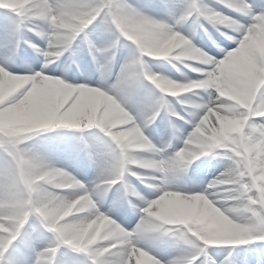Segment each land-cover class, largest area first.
Masks as SVG:
<instances>
[{
    "label": "clouds",
    "instance_id": "clouds-1",
    "mask_svg": "<svg viewBox=\"0 0 264 264\" xmlns=\"http://www.w3.org/2000/svg\"><path fill=\"white\" fill-rule=\"evenodd\" d=\"M199 2V16L178 23L171 15L157 18L131 0H0V9L19 13L17 54L26 43L43 57L39 70L25 64L20 72L13 70L14 60L0 58V233L6 234L0 236V249L33 216L52 234L38 264H55L63 246L86 252L95 258L93 264H171L175 257L162 261L153 253L147 243L153 237L181 238L190 261L199 259L201 246L264 243V19L245 32L242 67L226 70L195 39L202 29L221 51V41H235L245 26L210 0ZM173 3L160 0L164 9ZM190 20L195 27L186 28ZM30 33L46 47L33 43ZM77 41L87 46L100 74L96 85L69 81L76 63L71 57L61 74L47 71L66 54L75 56ZM153 61L166 62L182 78L158 70L162 66ZM120 77L147 87L153 101L149 109L134 114L126 106L124 95L112 87ZM32 88L44 90L49 102L36 108L18 95ZM81 97L91 103L78 105ZM162 113L170 135L157 144L146 130ZM180 121L192 130L185 134ZM55 129L87 131L102 146L91 185L31 143ZM204 160L217 161L222 170L199 190H186L182 184ZM136 181L159 194L148 199ZM117 185L142 197L136 199L140 203L128 201L141 214L131 230L101 210L102 193Z\"/></svg>",
    "mask_w": 264,
    "mask_h": 264
},
{
    "label": "snow or ice",
    "instance_id": "snow-or-ice-1",
    "mask_svg": "<svg viewBox=\"0 0 264 264\" xmlns=\"http://www.w3.org/2000/svg\"><path fill=\"white\" fill-rule=\"evenodd\" d=\"M214 2L215 4L220 5L222 6V8L228 10L227 12L224 11L225 14L231 15L230 13H235V15L232 16H234L236 19H239L241 23L244 24L245 26L244 30L236 34L237 39L231 42V44H234L236 46L234 48L224 47L221 51H219L220 53L224 54L222 58H218V56H216L217 60L222 61L225 65L228 66L226 70L239 69L242 67L241 59L244 56V51H243L244 45L242 43L243 37L246 31L251 30L252 25L257 24L261 19H264V0H239V3L237 5L231 4L230 2H228V0H214ZM215 8L217 11H222L220 8L217 7ZM200 9H201V5L199 0H183V2L180 4L177 3L170 4L165 10L168 12L169 15L175 17L177 22L179 23L181 21H186L189 19L195 20L199 16ZM11 12H13L15 16L19 15L18 12H14V11ZM221 42L224 44L225 42L228 41H221ZM205 46L209 47V51L212 50L210 46L207 45L206 42H205ZM89 47H91V45H89ZM6 58L15 61L17 67L14 68L13 70L16 72L23 71L24 68L20 67V65L28 64L32 60V58L28 55L17 54V46L15 44H12V46L8 49V52L6 53ZM60 68L61 65L58 64L53 66L52 68L47 69V71L49 73H57L60 71ZM112 87L113 89L121 92L124 95L126 99V106L132 103L133 101H136L138 103H145L144 100L139 99L140 86L138 84L132 83L124 79L123 77H120L117 78L116 84L113 85ZM18 95L23 96L27 104L36 108H39L49 102L46 92L39 88H32L30 91L26 93L21 92ZM98 101L99 98H97V102ZM64 103L68 104L71 103V101H68L65 98ZM76 103L78 105L89 104L91 103V101L87 97H81L79 100L76 101ZM152 103L153 101L152 99H150V101L147 102V106L145 107L144 110L149 109ZM111 189L106 188L102 194H106ZM124 193H126V195L129 197L128 199L129 202H132L134 201V199L136 200L137 198L142 199L139 193H133L129 190H124ZM158 194L159 193H157V195ZM150 202L151 200L145 201V206L147 205V203ZM114 208L118 213H121L123 211V209L120 208L118 204L115 205ZM22 230L23 228H20L15 232V239L11 240V242H9L7 239L4 240L2 249H0V264H12V262L9 261L7 256L10 249L16 250L15 264H30L27 249L17 244V241L21 238ZM5 235L6 234L4 233H0V236H5ZM172 238H174L179 245L184 246V250H185L186 244L181 238L178 237H172ZM81 253L87 254L86 252H81ZM44 254H45V248L36 251L34 254V258L31 260V264H38V258L43 257ZM197 255H199V259L190 261L185 258V254L183 252L181 255L176 256L175 259H172L171 264H217V261L209 253L208 249H203V246H201V251L197 253ZM90 258H91V264H93V259L95 258L94 257H90ZM223 264H230V261L226 258Z\"/></svg>",
    "mask_w": 264,
    "mask_h": 264
},
{
    "label": "rangeland",
    "instance_id": "rangeland-1",
    "mask_svg": "<svg viewBox=\"0 0 264 264\" xmlns=\"http://www.w3.org/2000/svg\"><path fill=\"white\" fill-rule=\"evenodd\" d=\"M143 1L144 0H139V3H142ZM145 1L155 2V4L157 5L155 7V12H156V17L157 18H163V19H167L168 18L169 14L163 8V6L160 4V0H145ZM179 1H181V0H179ZM179 1L178 0H174L175 3H179ZM182 2H183V0H182ZM231 15H233V14H231ZM5 21H6V23H5ZM13 25H15V20H14L13 17H11L10 15H7V14H4V16L3 15L0 16V29H2V30H4V31L7 32V31H9V29H13L12 28ZM206 25L211 28L210 25H208V24L205 23V26ZM189 26L195 27L193 25V21L192 20L188 21L187 22V25L185 27L187 28ZM210 28H209V30L210 31H213V34L216 35V36H218V33H215L214 30L212 28L211 29ZM0 32L2 33L1 30H0ZM2 35H3V33H2ZM96 36L97 35H94L93 38H96ZM10 38H12L11 41H14V37H10ZM206 38L207 37L203 34V30L200 29L199 30V35L195 39V43H197L198 46L205 47L206 50L207 49L209 50V47H206L205 46V42H206L207 45L210 46V48L212 49L211 50L212 54L218 56V58H222V56L224 54L223 53H220V52H217L215 54L213 52V49H215V48L211 45V42L208 39H206ZM235 46L236 45L231 44V42H225L224 43V47L234 48ZM80 47L82 49H87V46L86 45H81ZM122 62H123V60L120 61V64ZM153 64H155L157 66H162V68H160L158 70H163V71L166 72V74H170V75H172L176 79H181L182 78V77H180L179 73H176L175 70L172 69L170 65H167L166 64V62H163V61H153ZM119 67H120V65L115 68V71L111 75V78L107 81V84L112 85L115 82V80H116V74L119 72ZM185 71H187V70L185 69ZM189 75L192 78H194V79L195 78H200L195 73H189ZM93 85H96V84H93ZM145 89H146V91L142 90L140 92V96H139V99L144 100L145 103H138V102L134 101L135 102V106H136L137 109H139L141 106L142 107H146L147 106V102L150 101V99H151V97L148 95L147 87ZM179 123L183 127V129L185 131V134L187 132H190L192 130V125L191 124L185 123L183 121H180ZM151 130L154 133L155 137H161V139H155L157 144H161L165 139L168 138V136L170 135V132H169L170 129L168 128V125H167V116H166V114H164V113L161 114V116L157 119L156 123L151 126ZM77 139H78V143H80V145L81 144H84L83 141L81 142V139L82 138L79 135H77ZM86 140H88L89 142L90 141L93 142L90 139V135H89L88 138L86 136ZM53 143H57V144L60 145V147L58 148V150H55V148L52 147L51 144H53ZM80 145H76V143L74 142V140L73 141L71 139L69 140V139H67L64 136L49 137V138L44 137V138H42V142L38 144V146L41 148L42 151L45 150V149H47V148H44V146H49L48 148L51 149V151L55 154V159H56L55 162H58L57 161V156H59V158H60L59 160H62V162L60 164H58V166L65 167L70 172H71V169H72L71 167L72 166H68V164L62 159V155H63V153H66V152H70L71 153L73 151L78 150L79 148H76V147L77 146H80ZM59 150H61L60 153H59ZM97 153H98V162H99V160L101 159L102 153H103V148L102 147H97ZM202 163H203V165H205L206 167L208 166V168L211 169V171L209 172L211 175L206 174V177L205 178L203 177V179H204L203 180V183H202V187H203L207 183V181L210 180L214 175H216L220 170H222V168L221 169H218V170L215 169V165L218 163L215 160H204V162L202 161ZM80 167L82 168V170H81L82 174H84L85 177L87 175V183H89L91 185V183L95 180L94 179V175L92 176V172L89 173L86 170V167L87 166L86 167L80 166ZM96 169H97V171H99V169L97 168V165L92 167L93 174H94V172H96ZM201 170L204 171L203 169H201ZM79 179L82 180L84 178L79 177ZM195 190H199V188L198 189H194V191ZM149 197H150L149 199H154L156 197V195L155 196H150V194H149ZM107 199H106V203H109L110 201H108ZM128 214L129 215H132V212L130 211ZM139 218H140V214L139 215H133V216L127 218V225H128V229L129 230L130 229H133L134 227H136V224L138 223ZM115 219H117L118 221H120L118 217H116ZM123 221H125V220H123ZM27 223H26V225H27ZM40 224H41V221H40ZM26 225L24 226L22 233L27 228H30V229L27 230V232H30V234H28V235H31L32 236L35 233L34 229H31L30 226H27L26 227ZM122 225L124 226V224H122ZM124 227L126 228V226H124ZM44 244H45V242H40V243H38V244H36L34 246V242H32V246H33L34 252H36V251H38L40 249L45 248V245ZM62 249H63V251L66 252V255L64 257H61L62 258L61 260H62V263L63 264H85V259H83V257L77 256L73 260H70V259L67 258L68 254H70V253L76 255V253L73 252L74 249H71L69 247H66V248L63 247ZM230 249H231V246H213V247H210L208 249V251L214 257V259L217 261V264H218V262H219V264H223V262L226 259L224 256H225L226 252L229 251ZM172 254L173 253H171V256L172 257H170L169 259H171L173 257H176V256H179L182 253H177V254H174V255H172ZM235 258L238 260L239 259V255L236 254L235 255ZM227 259L230 261L231 260V256L227 257ZM257 260H259V259H257ZM260 264H264V260H262V262Z\"/></svg>",
    "mask_w": 264,
    "mask_h": 264
},
{
    "label": "bare ground",
    "instance_id": "bare-ground-1",
    "mask_svg": "<svg viewBox=\"0 0 264 264\" xmlns=\"http://www.w3.org/2000/svg\"><path fill=\"white\" fill-rule=\"evenodd\" d=\"M131 2H133V3H136L138 6H141V7H145L147 4H145V3H139V0H131ZM210 3H212V5H214V6H220V5H217V4H215V2H214V0H210ZM4 11H6V12H10V10H4ZM149 13L151 14V15H154V16H156V12L155 11H153L152 13L149 11ZM1 15H3L4 16V14L3 13H1L0 12V16ZM1 31H2V33H3V35H2V33L0 32V58H3V57H6V53L8 52V49L11 47V43H9L8 41H7V39L8 38H10V37H13L14 36V30H15V28H13V29H9V31H4V30H2V29H0ZM90 31H92L93 32V36L94 35H98V32L95 30V26H93V29H90ZM34 39L36 40V41H38L39 42V44H40V46L41 47H46V42L45 41H43V40H41L39 37H34ZM95 39V38H94ZM76 45H85V44H83L82 42H80V41H77V44ZM7 46V47H6ZM127 55V50H124V51H122L121 53H120V55L118 56V58H117V62H116V64L114 65V68H116L119 64H120V61L122 60V59H124V57ZM62 60V63H67V62H70L69 61V57L68 58H66L65 60H64V57L61 59ZM82 62V59H79V62L78 63H81ZM59 63V62H58ZM17 65V64H16ZM155 65V64H154ZM14 68H16V67H14ZM113 68V69H114ZM60 74H61V72H60ZM95 74L96 73H94L93 75H90V76H88V74H85L84 75V78H82V79H79V78H77V76H70L69 77V75H68V79L69 80H76V79H78V80H82V82H84V83H90V84H92V83H95V84H98V82L100 81V74H99V76H98V78H96L95 79ZM88 76V77H87ZM107 85H109V84H107ZM110 86V85H109ZM143 90V87H141L140 86V92ZM127 107H129L132 111H133V113H135L136 111H139V110H144L145 109V107H140L139 109H137L136 108V106H135V102L133 101L132 103H130V104H128L127 105ZM74 131H77L78 132V130H68V129H55V130H52V131H50V132H47V133H43L42 135H41V137H38V138H36V140H34L33 142H31V143H34V144H39V143H41L42 142V138H44V137H47V138H49V137H58V136H64V137H66L67 139H71L72 141L74 140V142L76 143V145H80V143H78V139H77V135H76V133L74 132ZM147 134L152 138V139H161V137H155V135H154V133L150 130V128H148L147 130ZM79 132H81V131H79ZM84 132H87V131H84ZM86 136H87V138L89 137V134H86ZM46 141V140H45ZM52 145V147H54L55 148V150H58V148L60 147V145L59 144H57V143H53V144H51ZM49 146H44V148H47V149H45V150H43L53 161H56V159H55V154L51 151V149H49L48 148ZM61 152V150H59V153ZM60 158H59V156H57V161L58 162H56L57 164L59 163V160ZM195 166H197V165H195ZM215 169L216 170H218V169H221V167H220V165L217 163L216 165H215ZM74 170H76V168H74ZM200 172H201V175H199L197 172H196V174H195V177H196V181H195V183H187L186 181H184V183L182 184V186L186 189V190H191V191H193L194 189H196V188H199L200 186H201V184H202V182H203V176H204V171H202V170H200ZM192 181H193V177H192ZM138 188H140L141 190L143 189L142 188V186L141 185H139L138 184ZM154 193V191L153 190H151L150 192H149V194L150 195H152ZM147 198H149V195H145ZM153 196V195H152ZM119 197V192L118 191H114V192H112V198L113 199H116V198H118ZM121 199V198H120ZM102 201H104V198H102L101 199V206L104 204V202H102ZM125 203V202H124ZM137 203H140V201H138ZM117 204L120 206V208H122L123 209V211L121 212V213H118L116 210H115V208H114V206H108V208H101V210L103 209V211H105V212H109V214H111V215H113V217L114 216H116V217H120L122 220L123 219H125V214H127V212L129 211L128 209H127V206H123L122 205V203H121V201L120 200H117ZM116 204V205H117ZM132 212H133V215H138V214H140L138 211L137 212H134L132 209H130ZM115 218V217H114ZM124 224H126V222L124 223ZM28 226H30V227H32L33 229H34V231H35V233L31 236V235H28V234H30V232H27V230L28 229H30V228H27L26 230H24V232L22 233V235H21V238L17 241V244L18 245H20V246H22L23 248H25V249H27V251H28V258H29V262H30V264H31V260L34 258V254H35V252H34V250H33V246H32V242H34V246L36 245V244H38V243H40V242H45V243H47V244H49L50 245V243H51V240H52V235L50 234V233H46L44 230H43V227H41V226H39L38 224H37V222H36V217L35 216H33V217H31L30 219H29V222H28ZM135 228V227H134ZM32 241V242H31ZM148 243V245H149V247H151V249H152V251H153V253L159 258V259H161L162 261H167L170 257H172L171 256V253H173L172 255H174V254H177V253H183L184 252V246H181V245H179L177 242H176V240L174 239V238H172V237H154V239L153 240H150L149 239V241L147 242ZM64 248H65V246H63ZM62 247V248H63ZM62 248H60L59 249V251H58V253H57V258L59 259H62L61 257H64L65 255H66V252L65 251H63V249ZM251 251V250H250ZM253 251V250H252ZM7 256H8V259H9V261L10 262H12V264H15V261H16V250H14V249H10L9 250V253L7 254ZM77 256H80V257H85V258H87V257H89L87 254H85V253H81V252H78V251H76V255H74V254H68V256H67V258L68 259H70V260H73V259H75ZM217 256V255H216ZM225 258H227V257H225Z\"/></svg>",
    "mask_w": 264,
    "mask_h": 264
}]
</instances>
